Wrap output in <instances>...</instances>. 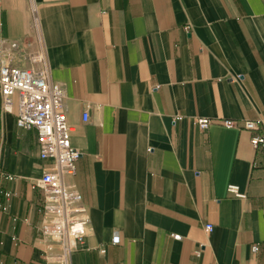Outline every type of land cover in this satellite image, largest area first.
Returning <instances> with one entry per match:
<instances>
[{
	"label": "crops",
	"instance_id": "0c3cea01",
	"mask_svg": "<svg viewBox=\"0 0 264 264\" xmlns=\"http://www.w3.org/2000/svg\"><path fill=\"white\" fill-rule=\"evenodd\" d=\"M0 2V66L47 63L64 89L88 218L68 264H264V128L241 127L264 119V0H33L37 27L30 0ZM17 108L0 93V264H62L53 161Z\"/></svg>",
	"mask_w": 264,
	"mask_h": 264
},
{
	"label": "built area",
	"instance_id": "2783aa9c",
	"mask_svg": "<svg viewBox=\"0 0 264 264\" xmlns=\"http://www.w3.org/2000/svg\"><path fill=\"white\" fill-rule=\"evenodd\" d=\"M30 1L37 27V6L33 0ZM11 46L15 48L17 45L12 43ZM1 50L0 47V55ZM0 93L1 106L6 109L10 107L12 98L17 96L18 127L35 129L40 158L53 161L52 168L40 178V185L45 192L42 231L45 236L61 244L60 259L62 264H68L76 241L85 234L88 218L79 193L68 182L76 172L75 163L80 152L71 145L72 130L64 106V89L51 80L47 63L40 69L6 63L0 66ZM87 119L88 114L85 112L83 120ZM212 122L211 118H196V124L201 130H207ZM221 123L227 127L238 126L236 121L230 119L222 120ZM241 127L257 131L264 128V119L244 120ZM251 144L255 149L264 144V132L253 136ZM227 190L236 197L244 196L237 185L231 184ZM206 229L210 231L212 226L207 225Z\"/></svg>",
	"mask_w": 264,
	"mask_h": 264
}]
</instances>
